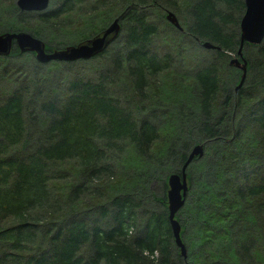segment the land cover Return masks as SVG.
Returning <instances> with one entry per match:
<instances>
[{
    "label": "trees",
    "instance_id": "trees-1",
    "mask_svg": "<svg viewBox=\"0 0 264 264\" xmlns=\"http://www.w3.org/2000/svg\"><path fill=\"white\" fill-rule=\"evenodd\" d=\"M85 1L92 4L90 10L97 15L118 4L127 7L117 14L123 13L121 30L125 29L126 33L124 45L115 51L114 62L117 71L123 70L126 74V87L130 90L127 96L135 100H114L107 93L106 84L84 75H65L61 64L57 75L49 76V70H36L37 76L24 78L16 89L4 94L5 91H0V264H264V39L259 44H243V47L257 48V66L262 67L257 83L262 85L261 91L248 90L249 85L255 84L251 81L244 86L247 79L234 88V99H239L245 90L252 93L245 97L250 100L245 102L250 104L252 114L241 118L239 123L235 115L225 111L218 118L212 115L214 107L221 104L224 109L234 108L229 94L223 101L219 97L222 91L219 67L220 63L221 70L234 67L229 62L228 51L236 52L239 46L244 0L188 3L190 20L183 29L196 41L208 40L218 45L220 49L212 50L219 62H204L193 73L198 89V100L193 106L199 110L190 112L185 120L189 131L181 130L175 136L167 133L175 137L176 141H172L180 150L172 148L173 142L164 150L172 153V160L181 167L190 140H211L215 144L216 140L230 141L228 136L232 134L239 141L242 138L239 135L247 129L243 125L251 123L263 135L259 140L261 156H257L263 165L259 167L256 163L258 168L252 173L244 170V163L254 160L252 156L256 154L254 147L245 141L237 151L228 147L227 158L225 150L215 156V165H222L226 158L223 170H231L229 177L217 173L204 183L201 196H195L197 191L192 185L185 205L176 214L187 248L186 258L174 242L167 211V176L180 167L163 168L166 156L157 155L163 139L150 115L156 105L165 104L158 99L154 105H141L151 101L155 93L151 77L166 66L150 48L159 32L145 10L150 0H121L117 4L113 0H64L61 6L44 11L20 10L16 6V22L10 23L6 30L41 34V25L52 23L75 5L84 6ZM168 1L169 4H162L163 9L171 7L177 11L176 1ZM87 14L82 12L73 20L76 30L81 29L79 26ZM89 26L73 35L75 42L69 43L90 37L106 25L93 22ZM69 27V24L65 26V33ZM69 43L46 42V48ZM108 46L93 58L104 56ZM24 52L14 45L9 55ZM235 79L237 82V76ZM60 80L63 86L55 84ZM187 84L191 86L189 81ZM184 86L182 82L176 92L181 96L183 90L186 99L191 92L182 89ZM26 91L30 97L40 95L38 109L31 111L36 116L33 119L35 135L25 126L27 118L23 117L29 113L23 107ZM178 104L168 105L182 106ZM168 105L165 107L169 108ZM143 109L147 112L140 115ZM182 114L181 109L178 119ZM223 118H227L224 129L221 128ZM192 129L201 134L192 136ZM249 138L259 145L253 134ZM33 139H43V144L35 145L34 141V147L29 149ZM199 158L202 164H207L204 154ZM142 164L144 170H141ZM126 175L128 178H124ZM154 180L156 185L152 184ZM120 182L132 186L105 192L97 187H115ZM92 193L96 201L83 202ZM72 200L75 203L69 206L68 201ZM206 202L211 205L204 207ZM192 207L209 209L195 246L186 235L183 237V227Z\"/></svg>",
    "mask_w": 264,
    "mask_h": 264
},
{
    "label": "rangeland",
    "instance_id": "rangeland-1",
    "mask_svg": "<svg viewBox=\"0 0 264 264\" xmlns=\"http://www.w3.org/2000/svg\"><path fill=\"white\" fill-rule=\"evenodd\" d=\"M121 0H113L116 4ZM176 1V10L175 11L171 7H167L173 13L176 15L179 23L183 28H185L190 20V14H188L187 7L188 3H190L192 0H174ZM64 0H49L48 6L44 9H52L56 8L62 5ZM169 4L168 0H150L147 5H145V10L147 12L148 19L152 21L155 26L159 27V32L156 36V38L152 39L150 43L151 50L156 54V57L159 61H164L166 63V66L158 70L156 72V75L154 77H151V80L153 82V90L154 94L152 95V100L145 102L141 105H150V104H156L158 99H162L163 103L165 105H156L153 112L150 114L152 117V120L156 122V126L158 128L160 135V138L163 140H160V152L157 154L160 157H165L167 161L164 162L163 168L166 169L168 165L172 166L171 169H175V166L177 168L180 167L179 162H174L172 160L173 154L166 152L164 148L166 149L167 146L171 145L173 141H176L175 137L167 136V133L175 136L177 132H182L183 130H190V128H186L185 120L191 115V113H196V110H199V107H194L196 104L197 99V83L193 77V73L196 72L197 69H199L200 66L203 65V63H209V62H219L218 56L216 55V52L212 50V48H206L204 47L201 42L196 41L193 36H191L185 29L179 30L177 27H175L166 17H165V7L162 6V4ZM84 6L78 7V5H75L72 9H70L68 12L62 15V17L58 19H53L52 23L43 24L41 25V34L34 33L36 36L43 39L45 42H51V43H69V42H75V39L73 35H78L81 30H84L85 28L90 27V23H97L102 26H105L108 24V22L118 14L120 10L125 9L127 10V7L125 8L124 5H116L111 6L112 9L106 8L103 12H100V15H97L96 12H91L92 4L89 2H84ZM14 6V7H13ZM15 0L12 2H9V0H0V32L2 30H6L10 23L16 22V18L14 16L15 13V7H16ZM174 7V5H173ZM43 10V11H44ZM82 12L88 13L85 19L82 21L81 25L79 26L81 29L76 30L74 28L76 26L74 19H76ZM187 18V19H186ZM70 25V27L67 29L69 32L65 33V26ZM74 25V26H71ZM33 33V32H32ZM71 33V34H70ZM125 29L121 30L117 38L108 46L107 52L104 56L98 57V58H86V59H77L72 61L71 63H57L53 64L50 62L42 63L43 66H37L35 63L34 54L30 53V51L16 54V55H6V56H0V91H5L4 93H7L8 91H11L12 89H16L18 86H20V83L24 82V78H29L32 76H37L36 70H49L48 74L49 76L57 75L59 73L60 64L64 67L62 70L64 71L65 75L71 74V75H84L86 77L92 78L95 81H101L103 84L107 85V93L114 99H119V101L122 99H128L130 101H134L135 98H129L127 95L129 93V89L126 87V74L123 70H118L115 67L114 57L116 55L115 51L124 45V38L123 35L125 34ZM259 44V43H258ZM110 46L112 47L110 50ZM256 47L251 46H244L242 51L243 54L248 59V68L247 73L244 81V86H248L251 81H253V84L255 85H249L248 90L250 91H261L262 85L257 83L258 78L261 76V66L258 67V59L259 54L256 51ZM112 51V52H111ZM121 52H124L121 50ZM167 56V57H165ZM231 56V55H229ZM252 62V67L249 68V64ZM222 63H220L219 72H220V83H221V93H220V99L223 101L224 97L229 94L230 99H232L233 106H229L224 109V107L221 104L220 106L214 107V110L212 112V115H214L216 118H218L222 112L225 111V113L229 114L230 116H234L236 123L239 121H242L241 118H247L249 115L252 114L250 109V104H247L245 101V97L247 95H252L250 91L245 90L244 93L241 95V97L238 99L235 97L234 99V88L235 85L238 82L239 75H240V69L237 67H227L226 69L221 70ZM223 68V67H222ZM237 76V82L235 77ZM67 78V77H65ZM31 79V78H30ZM112 82L110 83V81ZM187 81L190 82L189 86L187 84ZM182 82L186 85L182 89H188L190 90L191 94L188 95V98L185 97V92L183 90L181 91V96L178 95L176 92V88H180L182 86ZM236 82V83H235ZM233 83V85H231ZM57 85L63 86L62 80H60V83H55ZM247 89V88H246ZM20 91V90H19ZM30 92H25L23 94V107L24 109L27 107L26 114L23 115L26 119L25 126H29L31 132H33L32 135H35L34 132L35 127L33 126V119L36 118V116H33L31 114L32 108L39 107V99L37 97L39 96H32L29 95ZM44 94V93H43ZM195 95V96H193ZM175 99H177L175 101ZM27 101V102H26ZM181 101L183 104H181ZM173 102H178V105H182L180 107L168 105ZM239 102V103H238ZM118 103V102H117ZM169 106V108L165 106ZM194 105V106H193ZM127 105L125 104V107ZM128 108V107H126ZM183 110L182 117L178 119V113H180V110ZM235 109V110H234ZM147 112V109H143L140 112V115H144ZM211 115V116H212ZM228 118V116H227ZM227 118H223V124L221 125V128H227L226 123L224 120ZM32 121V122H30ZM39 122V120H37ZM31 124V125H30ZM36 124V123H35ZM243 128H247L246 131H243V135H239V138L242 137L239 141L235 140L234 136L232 134L228 136V138L231 137V140H216L215 144L210 140L205 143L204 148V158L207 160V164L204 165L200 161L201 158H195L193 159L190 164L187 167V175H188V181L190 183L189 190L187 192V195L190 193V190L193 187L197 191L195 196L203 195L204 190V183L206 181L211 180L215 176H217V173H221V176L229 177L231 170H223V165L225 163V160L227 158V153L230 152L228 150V147H231L234 151L239 150L243 147V141L245 143H250L252 147H254L256 154H254L252 159L249 162L244 163V170H246L249 173H252L253 171L257 170V165L259 167H262L263 160L257 159V156L260 157V151H262V147L264 148V145L261 147L259 140L263 139V135H261L260 130L258 128H253L252 124L249 123V126L243 125ZM28 128V127H27ZM182 130V131H181ZM197 134H201V132H196L192 129L191 135L195 136ZM253 134L258 141L259 145L256 146L254 143L250 141V135ZM43 139L35 141L32 140V146L30 144V148L34 147L33 143L34 141L37 143L43 144ZM173 140V141H172ZM196 141L190 140V146L195 143ZM239 144H242L241 147H239ZM172 148H177V150H180V147L178 145H175V142H173ZM188 149V150H189ZM174 150V149H173ZM222 150H225L226 158L224 160V163L222 165H215L213 164V159H215V156L222 152ZM170 154V155H169ZM200 161V162H199ZM217 163V162H215ZM162 168V170H163ZM145 166L144 164L141 165V170H144ZM157 171L160 172V169L157 168ZM166 173V172H165ZM164 173V174H165ZM124 178H128L126 175ZM109 183L112 181L108 180ZM155 180L152 184H154ZM109 183L107 185H109ZM103 185V184H102ZM156 185V183L154 184ZM132 185L124 184L123 182H120L115 187H108V186H99L97 187L99 189H102L104 192L115 189L119 190H126ZM187 195L186 199L183 205H185L187 201ZM194 196V197H195ZM194 199V198H193ZM91 203L95 202L96 198L93 195V193L89 196H85L83 198V202ZM191 201V200H190ZM73 203H75V200H72V202L68 201L69 206H71ZM153 203V202H152ZM80 202L77 203L79 205ZM154 205V203L152 204ZM211 205L210 202H206L204 204V207H208ZM67 207V206H66ZM209 211V209H202L199 210L197 207H192L190 213L187 216L186 226L183 227V237L185 239V235L190 241V244L192 246H195L198 244L199 235L202 232V226H203V220L206 216V213ZM93 212V211H90ZM203 223V224H202ZM182 234V232H181Z\"/></svg>",
    "mask_w": 264,
    "mask_h": 264
},
{
    "label": "water",
    "instance_id": "water-1",
    "mask_svg": "<svg viewBox=\"0 0 264 264\" xmlns=\"http://www.w3.org/2000/svg\"><path fill=\"white\" fill-rule=\"evenodd\" d=\"M20 10L42 11L49 3V0H15ZM245 10L240 19V39L236 55L231 57L230 63L241 69V75L236 88L239 87L246 76L247 59L242 54V47L245 41L253 44L261 43L264 39V0H244ZM123 13L115 16L104 28L97 31L90 37L79 40L76 43H69L63 47L47 49L45 41L26 30H5L0 32V55H8L13 45H16L21 52L33 51L40 62L50 60L73 61L86 59L103 51L113 42L121 30V17ZM166 18L178 29L183 27L176 15L167 10ZM201 44L206 48L220 47L208 40ZM240 56V57H239ZM239 57V58H238ZM204 153V142L195 143L188 151L180 169L169 173L167 177V211L170 230L175 244L183 258L187 257V248L182 239L181 224L176 217L177 212L185 202L189 184L186 177V168L195 158Z\"/></svg>",
    "mask_w": 264,
    "mask_h": 264
}]
</instances>
